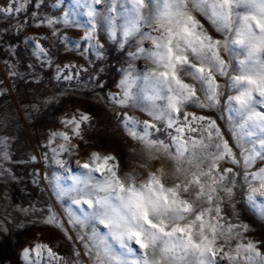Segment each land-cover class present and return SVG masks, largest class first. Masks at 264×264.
Here are the masks:
<instances>
[{
	"label": "snow or ice",
	"instance_id": "6c2138e0",
	"mask_svg": "<svg viewBox=\"0 0 264 264\" xmlns=\"http://www.w3.org/2000/svg\"><path fill=\"white\" fill-rule=\"evenodd\" d=\"M92 2L100 4L102 0ZM127 2L131 6L126 5L118 13L125 20L119 26L120 31L125 41L141 34L152 42L151 49L138 47L133 55H144L154 67L143 77L145 91L149 92L145 99L151 104L141 109L151 120H138L125 113L122 124L151 159L166 157L172 162V170L169 173L163 167L158 168L137 183L130 174H120V163L114 155L91 152L89 159L80 164L86 171L72 178L71 187L58 192L59 196H71L72 204L91 209L85 210L82 217L76 216L74 223L97 221L107 229L103 234L93 229L89 237L92 244H85V255L92 264H218L225 258L229 264H264V253L257 247L259 242L237 243L232 247V241L241 237L236 230L240 226L231 223L221 207L225 196L233 197L237 175L233 168H222V162L243 163L247 169L256 159H264V111L257 112L254 107L256 103H264L255 98L257 93L264 98V0ZM194 11L207 17L217 31L225 34V39L210 35L193 15ZM89 14L97 16L95 9H90ZM107 19L110 37L114 38L115 18ZM145 26L152 28V32L140 33ZM94 29L95 25L86 39L95 38ZM97 46L103 47L98 40ZM237 48L244 58L233 69L237 74L229 76L230 87L238 94L228 97V103L240 118L233 132L236 147L241 149L239 157L223 138L215 119L188 110L213 109L220 104L223 85L217 77L229 75L230 67L222 52H228L231 60ZM185 77L194 83L187 82ZM130 84L127 79L121 82L124 92L117 101L121 105L137 103L129 91ZM90 120L88 114L82 113L79 118L64 121L71 128V135L52 134L66 142L59 146L61 151L69 150L73 137L84 141L81 126ZM169 129H174L175 134ZM155 133H166L167 140L153 138ZM245 144L252 147L246 148ZM169 178L173 183L167 182ZM244 179L249 202L254 201L257 193L264 197V167L251 173L246 171ZM46 223L63 229L55 213H50ZM243 227L248 230L246 225ZM133 242L138 250L131 246ZM42 249L50 258L63 259L48 245L39 244L32 250L24 249L25 259L28 260L30 251L39 257ZM133 254L135 258L128 259Z\"/></svg>",
	"mask_w": 264,
	"mask_h": 264
},
{
	"label": "rangeland",
	"instance_id": "374dc122",
	"mask_svg": "<svg viewBox=\"0 0 264 264\" xmlns=\"http://www.w3.org/2000/svg\"><path fill=\"white\" fill-rule=\"evenodd\" d=\"M126 5L131 6L127 0H102L100 4H93L92 0H0V264H65V260L68 264L76 260L92 264L85 255V244H92L89 237L93 229L99 234L107 229L97 221L74 223L76 216L82 217L85 210L91 209L72 204L71 196L58 195L62 188L72 186L73 177L86 171L80 164L89 159L91 152L114 155L120 163V174H130L137 183L161 167L171 173L172 162L162 155L151 159L122 124L125 113L138 120H151L141 109L151 104L145 99L149 92L145 91L143 77L154 67L144 55H133L138 47L151 49L150 40L141 34L126 41L123 38L119 26L125 20L118 13ZM9 8L13 10L9 12ZM90 9L96 10L95 18L89 14ZM193 15L215 39H225V34L217 31L207 17L196 11ZM109 16L115 18L117 25L114 38L110 37ZM93 25L95 38L86 39L93 32ZM149 32L150 27L140 29V33ZM97 40L102 48L97 46ZM240 52L237 48L231 60L228 52H222L230 67L229 75L217 77L223 85L220 104L213 109L188 108L215 119L238 157L241 149L236 147L233 132L240 118L229 106L228 97L238 94L230 87L229 76L237 74L233 69L244 58ZM126 79L131 81L129 91L137 100L135 104L117 102L124 92L121 82ZM185 79L194 83L189 77ZM255 98L264 100L258 93ZM254 107L257 112L264 111V103ZM82 113L91 117L81 126L84 141L73 137L69 150L61 151L59 146L66 142L52 134L71 135V128L64 121L79 118ZM168 131L175 134L174 129ZM156 137L167 140L166 133H155L153 138ZM76 144L80 147H72ZM221 167L233 168L237 174L233 197L225 196L221 204L227 219L240 226L236 230L241 237L232 241V247L259 242L257 247L264 253V197L257 193L249 202L244 179L246 171L264 167V159H256L247 169L243 163L222 162ZM95 175L100 178L99 173ZM167 182L171 184L173 180L169 178ZM50 213H55L63 229L46 223ZM38 244L48 245L63 259L50 258L42 249L39 257L30 251L26 260L24 249L32 250ZM131 246L138 250L134 242ZM75 252L80 253L79 257ZM134 258L135 254L128 257ZM218 264L229 261L225 258Z\"/></svg>",
	"mask_w": 264,
	"mask_h": 264
}]
</instances>
